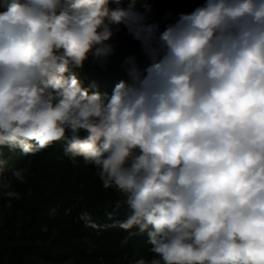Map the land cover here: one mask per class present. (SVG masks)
<instances>
[{"label":"clouds","instance_id":"1","mask_svg":"<svg viewBox=\"0 0 264 264\" xmlns=\"http://www.w3.org/2000/svg\"><path fill=\"white\" fill-rule=\"evenodd\" d=\"M150 11L145 0H0V149L62 141L74 165L94 167L128 209L105 227L151 245L135 264H264V0H203L162 32ZM121 25L147 65L129 57L111 95L84 87L74 70L108 57ZM11 187L0 177V195L20 199ZM78 219L100 227L87 210Z\"/></svg>","mask_w":264,"mask_h":264},{"label":"trees","instance_id":"2","mask_svg":"<svg viewBox=\"0 0 264 264\" xmlns=\"http://www.w3.org/2000/svg\"><path fill=\"white\" fill-rule=\"evenodd\" d=\"M145 2L151 9L145 13L147 19L161 32L180 13H191L203 4V0ZM136 9L144 13L141 3ZM113 33L108 42L113 52L108 57L95 60L89 55L83 67L74 70L84 87L95 85L93 91L108 95L119 81L128 80L125 61L129 57H134L141 69L148 63L140 43L123 25L118 30L113 28ZM64 148L62 141L55 142L28 156L6 147L0 149V159L6 161L0 177L11 181L9 190L20 194V199L0 195V208L5 214V229L0 231V264H135L138 259H152L154 254L146 236H130L119 228L105 227L126 218L125 197L105 189L95 168L85 166L82 159L78 158V165H74L65 156ZM16 170H24L26 183L14 179ZM117 202L121 203L119 209ZM53 209L54 217L50 215ZM84 210L100 226L97 230L79 221ZM125 237L129 241L122 246Z\"/></svg>","mask_w":264,"mask_h":264},{"label":"rangeland","instance_id":"3","mask_svg":"<svg viewBox=\"0 0 264 264\" xmlns=\"http://www.w3.org/2000/svg\"><path fill=\"white\" fill-rule=\"evenodd\" d=\"M147 21L149 23H151V20L150 19H147ZM5 214L4 212L2 211V209L0 208V231H2L3 229H5ZM4 234H6V232H4Z\"/></svg>","mask_w":264,"mask_h":264}]
</instances>
